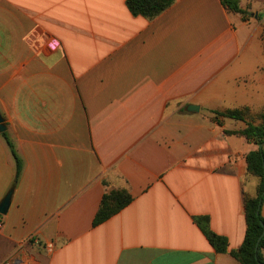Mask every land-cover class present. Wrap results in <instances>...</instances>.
Segmentation results:
<instances>
[{"label": "crops", "instance_id": "1", "mask_svg": "<svg viewBox=\"0 0 264 264\" xmlns=\"http://www.w3.org/2000/svg\"><path fill=\"white\" fill-rule=\"evenodd\" d=\"M239 4L247 17L173 0L148 19L127 0H0V114L22 164L14 185L0 132V264H241L195 222L237 251L257 193L246 156L264 145L237 132L262 124L264 0ZM117 189L132 202L94 226Z\"/></svg>", "mask_w": 264, "mask_h": 264}, {"label": "trees", "instance_id": "2", "mask_svg": "<svg viewBox=\"0 0 264 264\" xmlns=\"http://www.w3.org/2000/svg\"><path fill=\"white\" fill-rule=\"evenodd\" d=\"M173 0H127V6L133 15H140L148 19H153L165 11ZM224 7L231 12L243 14L247 17L239 4V0H221ZM216 117H226L237 120H245L248 116V110H234L227 112H215ZM261 125L248 124L247 127L237 132V134L245 137L248 141H252L258 145H264V113L260 115ZM17 163L16 179L17 182L21 173V160L15 153L11 142L8 139L7 133L3 132ZM247 172L250 175L259 178L256 196L252 197L244 195V207L246 218V233L244 241L237 251H229L228 239L218 235L210 229L209 219L207 217H197L195 222L200 227L202 232L207 237L212 247L218 253H230L241 264H264V218L261 216L258 209L264 200V150H254L247 154ZM132 202V196L126 189H117L106 193L101 201L100 208L96 214L93 225L97 226L112 216L119 213ZM1 217V215H0ZM263 234V236H262ZM262 236L256 250L257 241ZM257 254V258H256Z\"/></svg>", "mask_w": 264, "mask_h": 264}, {"label": "water", "instance_id": "3", "mask_svg": "<svg viewBox=\"0 0 264 264\" xmlns=\"http://www.w3.org/2000/svg\"><path fill=\"white\" fill-rule=\"evenodd\" d=\"M188 109L191 110V111H192V110L197 111L199 108L196 107V106H193V105H189V106H188ZM5 130H6V126L4 125V119H3V117H2L1 114H0V132H3V131H5ZM11 196H12V191H10V192L6 195V197L2 200V202L0 203V214H1V215H5V214L8 212V209H9L10 204H11ZM259 212H260V207H259V209H258V213H259ZM262 225L264 226L263 223H262ZM262 236H263V234H262ZM262 236H260V238H259L258 241H257L256 250H257V247H258V245H259V242H260ZM256 258H257V254H256Z\"/></svg>", "mask_w": 264, "mask_h": 264}, {"label": "built area", "instance_id": "4", "mask_svg": "<svg viewBox=\"0 0 264 264\" xmlns=\"http://www.w3.org/2000/svg\"><path fill=\"white\" fill-rule=\"evenodd\" d=\"M1 226H2V224H1V222H0V228H1ZM52 245L51 244H49V247H51ZM6 264H12L11 263V261H7V263Z\"/></svg>", "mask_w": 264, "mask_h": 264}, {"label": "rangeland", "instance_id": "5", "mask_svg": "<svg viewBox=\"0 0 264 264\" xmlns=\"http://www.w3.org/2000/svg\"><path fill=\"white\" fill-rule=\"evenodd\" d=\"M252 181L255 182L256 179H255V178H252ZM252 181H251V182H252ZM249 185H250V183H249L247 186H249ZM248 189L250 190L251 188L248 187Z\"/></svg>", "mask_w": 264, "mask_h": 264}]
</instances>
